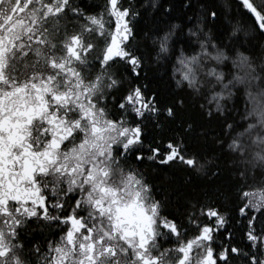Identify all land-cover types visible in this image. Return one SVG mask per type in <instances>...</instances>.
<instances>
[{
    "label": "snow or ice",
    "instance_id": "snow-or-ice-1",
    "mask_svg": "<svg viewBox=\"0 0 264 264\" xmlns=\"http://www.w3.org/2000/svg\"><path fill=\"white\" fill-rule=\"evenodd\" d=\"M238 4L181 0L182 23L138 29L124 0H0V264H264V0ZM189 101L220 155L187 145ZM141 165L231 182L180 203ZM234 194L238 217L217 206Z\"/></svg>",
    "mask_w": 264,
    "mask_h": 264
},
{
    "label": "trees",
    "instance_id": "trees-1",
    "mask_svg": "<svg viewBox=\"0 0 264 264\" xmlns=\"http://www.w3.org/2000/svg\"><path fill=\"white\" fill-rule=\"evenodd\" d=\"M90 4H103V0H86ZM161 3L167 6L169 3L174 4L175 10L168 17H161L160 12L155 9L149 8L147 12H144L145 7H147L149 0H124L125 6L131 3L136 9L144 13L143 17L136 18V26L138 29H147L152 27L154 23H158L160 19H167L173 23H182L186 17L183 14L181 8V0H160ZM259 2V0H257ZM217 3L224 6V10H227V5L231 3V12L237 18H241L243 13V8L238 4V0H217ZM223 17V12L221 13ZM246 19V16L244 17ZM142 35V32H141ZM164 69H160L158 72L154 71L150 74L149 80L151 84L160 88L162 94L165 97H170L175 94L176 89L174 84L165 85L164 81L166 77L163 75ZM184 118L189 119L194 124V133L190 136H186L185 140L187 145L191 147H197L202 152L209 156L220 155L219 145L213 143V138L219 134L220 127L214 121H209L207 118L203 117L199 111V105L189 101L188 107L185 110ZM180 131L175 124L167 126V131L160 133V135L167 138V136L174 134V132ZM203 132V135L200 133ZM223 164L222 167H226L227 158L222 157ZM144 168L143 165H141ZM144 171L150 181L160 185L164 181V177L167 176L168 180L164 181V186L178 192L181 195L180 203L183 202L184 198L188 199H202L203 193L205 191L211 192L214 188H224L231 182L230 173L225 170L221 176L215 180L214 184L209 186L207 181L200 176L195 174H190L184 170H181L178 166L166 167L160 169L158 173H154L151 168H144ZM238 200L233 195L229 202H224L223 200L217 201V206L222 209H227L230 217H238V212L236 210V205ZM173 215H176L178 219L183 220V208L178 206L176 197L173 196L172 203L167 209ZM261 221H264V217L257 221V227H260ZM247 221L244 220L243 224H237L234 220L230 222L229 227L233 232L234 243L243 245L242 236L245 231V225ZM221 240L223 239V234H221ZM235 264H239L236 261Z\"/></svg>",
    "mask_w": 264,
    "mask_h": 264
},
{
    "label": "flooded vegetation",
    "instance_id": "flooded-vegetation-1",
    "mask_svg": "<svg viewBox=\"0 0 264 264\" xmlns=\"http://www.w3.org/2000/svg\"><path fill=\"white\" fill-rule=\"evenodd\" d=\"M192 235V232H191V230L189 231V236H191ZM221 239V238H220Z\"/></svg>",
    "mask_w": 264,
    "mask_h": 264
}]
</instances>
